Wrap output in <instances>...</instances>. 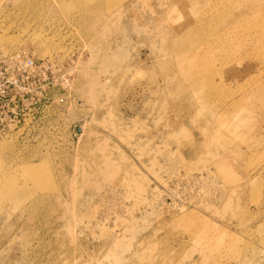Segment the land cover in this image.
Here are the masks:
<instances>
[{
    "label": "rangeland",
    "instance_id": "rangeland-1",
    "mask_svg": "<svg viewBox=\"0 0 264 264\" xmlns=\"http://www.w3.org/2000/svg\"><path fill=\"white\" fill-rule=\"evenodd\" d=\"M2 34L49 103L0 139V264H264V0H0Z\"/></svg>",
    "mask_w": 264,
    "mask_h": 264
},
{
    "label": "built area",
    "instance_id": "built-area-1",
    "mask_svg": "<svg viewBox=\"0 0 264 264\" xmlns=\"http://www.w3.org/2000/svg\"><path fill=\"white\" fill-rule=\"evenodd\" d=\"M4 58L0 63L7 65L8 61L9 68H6L2 74L3 87L0 88V139L11 138L21 130L20 111L24 108H42L49 103V98L45 101L40 100L42 91L35 92L13 86L23 83L18 76L24 73L30 76H41L40 67L42 65L33 59H21L18 56H10L8 60L6 56Z\"/></svg>",
    "mask_w": 264,
    "mask_h": 264
},
{
    "label": "bare ground",
    "instance_id": "bare-ground-1",
    "mask_svg": "<svg viewBox=\"0 0 264 264\" xmlns=\"http://www.w3.org/2000/svg\"><path fill=\"white\" fill-rule=\"evenodd\" d=\"M4 35H5V34H2V35H0V36L2 37V36H4Z\"/></svg>",
    "mask_w": 264,
    "mask_h": 264
}]
</instances>
